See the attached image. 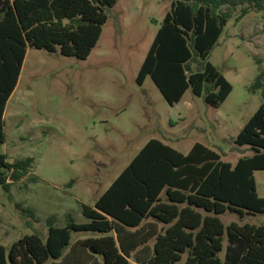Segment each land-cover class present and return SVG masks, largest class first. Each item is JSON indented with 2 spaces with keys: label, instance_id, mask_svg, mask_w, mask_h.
<instances>
[{
  "label": "trees",
  "instance_id": "1",
  "mask_svg": "<svg viewBox=\"0 0 264 264\" xmlns=\"http://www.w3.org/2000/svg\"><path fill=\"white\" fill-rule=\"evenodd\" d=\"M117 2L0 0V144L6 141L7 104L28 48L87 59ZM251 9L264 10V0H173L138 83L151 76L170 105L191 89L221 107L233 85L210 55L233 14L242 19ZM260 89L264 71L251 87ZM235 144L251 153L233 164L200 142L185 154L160 139L149 140L95 206L82 205L89 222L78 223L69 215L67 225L56 226L50 218L47 240L33 233L10 249L0 245V264H44L62 257L55 264H182L185 254L183 264H264V224L226 225L220 217L228 211L241 217L264 213L255 177L264 170V101ZM33 162V157L10 162L0 152V189L11 193ZM73 231L107 235L80 239L65 256Z\"/></svg>",
  "mask_w": 264,
  "mask_h": 264
},
{
  "label": "rangeland",
  "instance_id": "2",
  "mask_svg": "<svg viewBox=\"0 0 264 264\" xmlns=\"http://www.w3.org/2000/svg\"><path fill=\"white\" fill-rule=\"evenodd\" d=\"M172 2L118 0L87 59L28 48L7 104L0 152L10 162L28 157L34 162L11 193L0 189V245L10 249L33 233L47 240L50 218L56 226L67 225L69 215L89 222L82 205L95 206L153 138L185 154L200 142L233 164L251 153L237 149L235 138L264 101V89L251 90L264 71V10L251 9L242 19L235 12L210 55L233 85L224 104L213 107L189 89L181 102L170 105L151 76L144 84L137 78ZM255 177L264 197V170ZM220 217L226 225L264 224V213L241 217L228 211ZM105 235L73 231L64 255L80 239Z\"/></svg>",
  "mask_w": 264,
  "mask_h": 264
}]
</instances>
